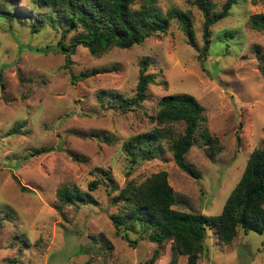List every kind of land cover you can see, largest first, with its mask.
Returning a JSON list of instances; mask_svg holds the SVG:
<instances>
[{"label": "rangeland", "instance_id": "rangeland-1", "mask_svg": "<svg viewBox=\"0 0 264 264\" xmlns=\"http://www.w3.org/2000/svg\"><path fill=\"white\" fill-rule=\"evenodd\" d=\"M10 1L0 0V11L11 9ZM12 1L25 11L37 10L31 0ZM224 1L208 0L211 13L221 11ZM156 6L162 12L190 10L195 42L202 49L203 16L195 5L158 0ZM254 13H264V0H236L228 15L209 27L205 54L188 43L173 19L165 32L131 48L114 47L97 56L78 45L67 59L57 45L60 39L69 42L75 31L62 37L60 29L43 24L32 33L30 19L0 13V264H144L157 244L136 226L128 232L136 240L130 246L110 219L120 207L112 199L128 180L141 182L159 171H166L175 193L173 208L219 214L250 153L264 147V31L250 28ZM142 59L151 62L148 71L156 76L147 98L126 112L107 98L102 104L97 98L102 90L134 95ZM91 69L100 72L71 80ZM175 93L198 100L209 131L221 144L217 154L202 143L186 153L197 178L176 165L164 142L160 154L147 161L131 162L123 150L129 137L154 128L159 99ZM21 123V132L8 134ZM96 131L113 142L99 141L91 135ZM43 146L53 150L30 156ZM70 153L85 160L75 161ZM101 169L110 171L112 183L104 180L91 191L93 202L60 204L58 188L87 191ZM263 241V234L239 229L226 244L207 229L197 264H264ZM170 246V241L159 246L154 264L168 263ZM177 264H186V256L180 255Z\"/></svg>", "mask_w": 264, "mask_h": 264}, {"label": "trees", "instance_id": "trees-1", "mask_svg": "<svg viewBox=\"0 0 264 264\" xmlns=\"http://www.w3.org/2000/svg\"><path fill=\"white\" fill-rule=\"evenodd\" d=\"M187 1L195 5L203 16L202 49L195 42L191 11L171 7L162 12L156 6L158 0H31L37 8L34 12L23 10L11 0L12 8H2L0 13L7 18L16 16L30 19L32 33L38 32L43 24L60 29L62 37L75 31L76 34L69 42L60 39L57 45L66 59L75 52L78 45L86 47L92 55L97 56L114 47L131 48L154 34L165 32L173 19L180 24L188 43L205 54L210 38L209 27L227 16L236 0H225L221 11L217 13H211L212 5L208 0ZM248 24L253 30L264 31V13L251 14ZM255 47L259 52V47ZM258 59L263 61L261 55H258ZM150 63L148 59L139 62L134 95L127 97L117 91L102 90L97 94L98 100L103 104L107 98L113 108L121 112L139 106L147 98L148 86L155 82V74L148 71ZM98 72L99 69L84 70L73 75L71 80H83ZM157 106L158 110L153 117L154 128L129 137L123 143L124 152L131 162L147 161L160 154V145L164 142L176 165L190 176L199 177L198 171L185 160L189 149L202 143L213 154L221 150L219 138L211 134L206 125L202 106L189 93L164 95ZM24 124H15L8 134L21 132ZM177 126L181 127L179 132ZM91 135L99 141L113 142L112 137L105 132L96 131ZM52 150V147H38L31 151L30 156ZM70 156L75 161L85 160L76 154L70 153ZM100 173L98 179L88 183L87 191L76 186L58 188L60 204L93 202L90 192L96 190L104 180L112 183L109 170L101 169ZM14 179L20 185L16 176ZM20 188L27 190L23 185ZM112 202L120 203V207L110 215V219L117 233L130 246L136 244V240H131L128 232L134 231L136 226H140L147 233L148 239L157 244L153 255L144 264L155 263L159 246L165 241L171 242V256L167 264H177L180 255L186 256V264H197L203 252L202 241L207 229H214L217 238L226 244L233 241L239 229L264 235V147L250 153L240 179L230 191L219 214L204 215L173 208L175 193L168 183L166 171L154 173L141 182L128 180ZM56 208L58 211L61 209L60 206Z\"/></svg>", "mask_w": 264, "mask_h": 264}]
</instances>
